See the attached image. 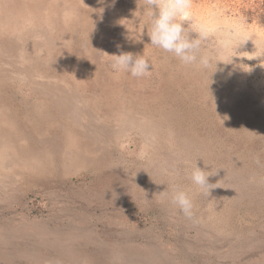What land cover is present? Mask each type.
Instances as JSON below:
<instances>
[{
	"label": "rangeland",
	"instance_id": "1",
	"mask_svg": "<svg viewBox=\"0 0 264 264\" xmlns=\"http://www.w3.org/2000/svg\"><path fill=\"white\" fill-rule=\"evenodd\" d=\"M143 6L0 0V264H264V0H192L195 24L253 37H210L207 71L150 45ZM121 52L150 74L114 72Z\"/></svg>",
	"mask_w": 264,
	"mask_h": 264
},
{
	"label": "clouds",
	"instance_id": "2",
	"mask_svg": "<svg viewBox=\"0 0 264 264\" xmlns=\"http://www.w3.org/2000/svg\"><path fill=\"white\" fill-rule=\"evenodd\" d=\"M191 7L192 0H144L142 12L148 26L147 35L150 38V45L170 54L185 67L207 71L214 60L213 55L204 47L210 37H217V45L221 50L231 49L235 53H239L237 49L245 42L253 41L251 35L244 36L242 34L239 25L209 29L203 24H195ZM242 23H248L247 19ZM109 56L111 57L110 66L116 73L142 78L151 72L152 65L144 55L121 52ZM262 56H264V50L258 57ZM233 57L237 56L232 55L231 61ZM214 62L215 68L218 62L228 64L219 58H216ZM257 163H259L258 158ZM211 175L215 174L204 171L195 164L188 178L202 193L209 196L210 190L214 188L213 184L208 182V177ZM170 203L186 218L194 217L195 205L189 191L179 186L174 187L171 191Z\"/></svg>",
	"mask_w": 264,
	"mask_h": 264
},
{
	"label": "bare ground",
	"instance_id": "3",
	"mask_svg": "<svg viewBox=\"0 0 264 264\" xmlns=\"http://www.w3.org/2000/svg\"><path fill=\"white\" fill-rule=\"evenodd\" d=\"M6 11L5 12H3V16L1 17L2 18V20L4 19V17L5 18H13V16H15V18H18L19 17V15H16L17 13L15 12V11H8V10H10L8 7H6V9H5ZM7 15H8V17H7ZM30 19L31 20H33V19H35L36 20V17H30ZM16 21H18V20H16ZM30 33V32H29ZM28 33V34H29ZM27 34V35H28ZM73 100H74V98H72ZM78 99V98H77ZM71 107H73L72 105H71ZM72 110H70V113L71 112H75L76 114L77 113H79V110L81 111V108H79V109H77V108H75V107H73V108H71ZM72 116H73V114H71ZM74 116H76L75 114H74ZM122 122V121H121ZM125 123V125L124 126H127L128 124H129V122H128V120L126 119L125 121H124ZM123 123V122H122ZM42 126V124L39 122V124L37 125V129H39L40 127ZM128 127V126H127ZM123 129V128H122ZM38 131V130H37ZM39 132V131H38ZM83 134V133H82ZM116 139V138H115ZM2 152L0 153V169H1V171H3L4 170V168H3V162H4V160H5V158H6V148H4V149H2L1 150ZM4 153V154H3ZM20 162L23 160V162L24 163H22L23 165H25L26 163H28L29 165H30V168H31V165L32 164H34V162H36L37 161V159H35V158H33L32 156L31 157H29V159H30V161H24V159H23V156L21 155L20 156ZM36 160V161H35ZM51 160V159H50ZM52 161V160H51ZM51 161H50V163H51ZM26 162V163H25ZM51 166H52V164H51ZM32 167L34 168V166L32 165ZM0 171V176H3V178H6L7 177V175H5V174H3V172H1Z\"/></svg>",
	"mask_w": 264,
	"mask_h": 264
}]
</instances>
